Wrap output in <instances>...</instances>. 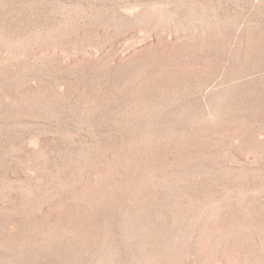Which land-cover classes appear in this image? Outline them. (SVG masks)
Returning a JSON list of instances; mask_svg holds the SVG:
<instances>
[{
  "label": "rangeland",
  "instance_id": "rangeland-1",
  "mask_svg": "<svg viewBox=\"0 0 264 264\" xmlns=\"http://www.w3.org/2000/svg\"><path fill=\"white\" fill-rule=\"evenodd\" d=\"M0 264H264V0H0Z\"/></svg>",
  "mask_w": 264,
  "mask_h": 264
}]
</instances>
